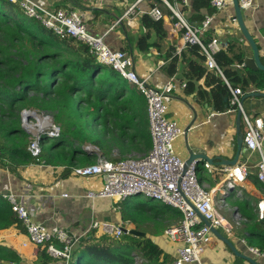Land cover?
<instances>
[{
    "label": "trees",
    "instance_id": "1",
    "mask_svg": "<svg viewBox=\"0 0 264 264\" xmlns=\"http://www.w3.org/2000/svg\"><path fill=\"white\" fill-rule=\"evenodd\" d=\"M199 2L201 7H212L209 0ZM142 25L147 34L138 39L137 48L149 52L155 46L150 42L149 31L154 30L164 39V23L147 14L142 17ZM201 42L205 46L210 43L209 40ZM245 59L244 50L234 43L215 55L232 88L254 86L264 91V71L244 67L247 73L244 75L235 68L236 64H245ZM181 61L187 64V95L197 93L199 104H209L219 112L233 109L229 100L224 101L230 98L229 87L220 75L206 67V56L200 45L188 43L181 57L172 58L170 75L176 74ZM203 78L211 88L209 92L198 85ZM31 109L52 113L55 123L64 127L58 138L41 135L42 151L37 157L29 150L31 135L22 123L23 111ZM48 138L54 143L45 147ZM149 139L147 102L138 86L113 68L100 64L84 43L61 39L39 21L26 17L20 7L0 0V165L12 173L31 164L64 167L63 178H69L74 168L97 162L100 155L96 150L87 149L88 144L106 156L111 145L134 149L144 145L149 149ZM199 170L200 167L198 173ZM257 184L264 187L259 181ZM138 197L145 200H136ZM120 204L123 221L133 224L136 230L146 231V237L136 241L116 240L91 233L75 247L72 261L75 259L76 264H172L173 257L152 236L162 234L167 221L177 224L181 212L143 196ZM236 206L248 222L244 237L249 245L264 251V219L258 220L246 199ZM151 223L158 228L149 231ZM13 226L23 225L11 203L0 195V231ZM51 262L53 259L43 247L37 264Z\"/></svg>",
    "mask_w": 264,
    "mask_h": 264
},
{
    "label": "crops",
    "instance_id": "2",
    "mask_svg": "<svg viewBox=\"0 0 264 264\" xmlns=\"http://www.w3.org/2000/svg\"><path fill=\"white\" fill-rule=\"evenodd\" d=\"M168 1L193 27L201 28L206 17H212L210 28L201 30L198 34L201 41L209 40L210 42L216 38L223 43L224 49L234 43L244 50L246 58L253 57L252 49L243 37L235 19L232 3L227 8L218 11L213 7H201L202 3L199 0H188L187 5L181 0ZM39 3L53 9H79L86 19L89 32L94 36L103 37L105 44L113 51H124L131 56L134 60L135 72L142 78H149V86L160 90L169 83L175 84L176 89L172 93L168 117L177 121L184 132L196 118L188 133L189 145L195 152L206 154L214 159V164L210 163L212 172L203 166L205 161H200L198 177L208 191L217 189L216 200L218 204H221V200L224 199L221 194L224 179L222 169L225 167L221 161L234 160L238 150L237 111L227 109L219 112L214 106L199 104L197 93L187 95L186 87H183L187 83L185 62L181 61L178 64L176 74H169L172 58L181 57L187 47V43L183 40L185 30L176 28L178 20L173 17L169 7L161 0H142L141 2L138 0H40ZM134 6L133 14L125 17V14ZM154 8H158L164 14L162 21L166 36L161 39L154 30H150V42L155 46H152L149 52H141L137 48V42L140 37L147 34V30L142 25V17ZM244 20L259 46L264 65V0H253V6L244 12ZM237 65L240 64H236L235 68L247 75L244 70L245 66L238 68ZM205 82L206 78H203L198 85L209 92L211 88L207 87ZM242 90L244 93L242 99L246 97L243 103L244 112L252 119L256 117L264 119V97L250 96L254 93L264 94V91H258L254 86ZM228 100L224 98L225 102ZM241 128L243 132L244 126L242 125ZM149 138L150 151L152 146L150 123ZM175 146L177 154L186 162L189 154L185 136H182ZM259 160V153L247 151L243 144L238 164L246 166L249 174L248 180L225 198L226 204H223L222 210V213L226 211L225 216L228 213L230 217L232 209V215L239 214L236 205L244 199L250 201V208L257 216V204L264 198V187L257 184L256 174ZM63 174H65L64 167L31 164L12 173L7 167L0 165V191L16 195L17 200L28 207L35 223L47 228L61 227L79 238L86 233L94 220L112 222L127 229H135L133 224L123 221L121 202L109 199L94 201L86 197L88 192L102 189L103 181L100 177H76L71 172L69 178H63ZM240 190L243 193L242 197L237 196ZM243 227H239L240 230H243ZM239 228L236 230L238 231ZM218 231L224 235L221 230ZM237 231L233 239L227 238L234 243L241 254L251 256L246 248L251 245L244 237L247 232L245 231L242 235ZM149 236L152 235L149 234ZM134 238L136 237L125 235L123 239L136 241L133 240ZM152 238L165 253L174 259L175 245L164 236V232ZM209 247L208 254L205 252L202 258L204 264H250L247 260L235 255L216 235ZM0 249H2L0 250V264H37L43 247L29 241L24 226H13L0 231ZM254 258L264 264L263 258ZM50 264L65 263L53 259Z\"/></svg>",
    "mask_w": 264,
    "mask_h": 264
},
{
    "label": "built area",
    "instance_id": "3",
    "mask_svg": "<svg viewBox=\"0 0 264 264\" xmlns=\"http://www.w3.org/2000/svg\"><path fill=\"white\" fill-rule=\"evenodd\" d=\"M161 1L169 7L173 17L178 20L176 28L185 30L183 35L185 43L200 45L206 56L207 68L220 75L229 87L230 106L242 113L244 147L247 151L257 152L260 155L256 175L258 181L264 185V119L261 117L252 119L244 112L243 90L232 88L224 77L215 60V55L225 47L223 43L215 38L207 46L202 44L198 34L201 30L210 28L212 17H206L201 28L193 27L168 0ZM181 1L188 4V0ZM209 1L218 11L232 3L231 0ZM8 2L20 7L26 17L39 21L61 39H75L87 45L90 53L100 64L113 68L125 80L138 86L146 99L152 139L150 151L139 158L129 157L118 161L99 156L95 164L74 168L73 176L100 177L103 181L100 191H90L86 197L94 201L109 199L119 203L132 197L143 196L179 210L182 214L180 221L164 230V236L175 245L172 264H204L202 258L214 237L211 228L221 230L226 237L233 239L236 229L241 227L242 220L246 221L240 216L237 217L238 213L234 214L235 221L228 220L222 214L226 204L225 198L247 182L249 174L246 166L237 164L222 169L224 179L221 194L224 199L218 204L215 196L217 189L208 191L199 180L198 168L201 162L193 161L186 167V162L176 152V142L184 136V129L177 121L168 117L172 93L176 89L175 84L169 83L160 90L149 86V78H142L135 72L134 60L131 56L124 51H113L105 44L103 37L94 36L89 32L86 19L77 8L53 9L36 0H8ZM239 5L246 11L253 6V0H239ZM134 9L135 6L125 14V17L133 14ZM148 15L156 21L164 19V14L158 8L152 9ZM244 66L245 64L237 65L238 68ZM183 87H186V84ZM24 119L31 118L23 114ZM43 119L50 124L48 118ZM37 121L39 123L38 119ZM49 127L50 130H45ZM35 128L29 127L35 131L29 150L34 157H37L42 151L41 135L58 138L61 131L53 124L43 127L38 124L37 129ZM40 131L42 133L37 136ZM87 149L90 150L88 147ZM203 166L212 172L210 163L204 162ZM0 195L11 203L13 212L27 231L29 241L37 246L46 247L52 259L63 261L65 264L72 261L75 247L88 234L95 233L101 238L116 240H122L126 235L122 225L97 220L92 221L81 238L61 227L47 228L32 220L28 207L19 202L16 195L2 191ZM242 195L241 190L237 192L238 197ZM257 216L259 221L264 219V198L257 204ZM205 221H208L210 226L206 225ZM246 248L253 256L264 259V251L252 246Z\"/></svg>",
    "mask_w": 264,
    "mask_h": 264
},
{
    "label": "water",
    "instance_id": "4",
    "mask_svg": "<svg viewBox=\"0 0 264 264\" xmlns=\"http://www.w3.org/2000/svg\"><path fill=\"white\" fill-rule=\"evenodd\" d=\"M231 1H232L234 11H235V19L239 25L241 33H242L243 37L245 38V40L248 42V44L251 47L252 52H253V57H251V58L249 57V58L245 59V67L250 69V70H254V71H258V70L264 71V65H263L262 60H261V54H260L259 46H258L254 36L250 33V31L248 30V28L245 24V20H244V12L245 11L240 8L239 0H231ZM250 96H252V97H264V94L254 93V94H251ZM245 98L246 97H244L242 99V105L244 103ZM23 114L27 118H35V119H37V117L40 116L37 112H33V111H26V112H23ZM241 119H242V113L239 110V111H237V123H236L237 124V144H238L237 154H236L234 160H232V161H223L222 160L221 164H223L224 166H235L239 162L240 154H241V151L243 149V132H242V128H241V126H242ZM195 121H196V118H195ZM195 121H193V123L190 124V126L187 127L185 132H184V136L186 139V148H187V151L189 154V158L187 159V161L185 163L186 167L188 165L192 164L193 161H199V162L205 161V162L214 164V159H211L206 154L195 152L189 145L188 133L191 130V128L193 127ZM205 224L210 226V223L208 221H205ZM123 231L126 235H130V236H133L136 238L146 237L145 232L139 231L136 229L123 228ZM211 232L214 235H216L223 243H225L235 255L247 260L250 264H261L259 261H257L254 258L255 256H253L249 252L248 253L251 256L241 254L237 250L234 243L232 241H230L229 238L222 235L218 230L211 228Z\"/></svg>",
    "mask_w": 264,
    "mask_h": 264
},
{
    "label": "rangeland",
    "instance_id": "5",
    "mask_svg": "<svg viewBox=\"0 0 264 264\" xmlns=\"http://www.w3.org/2000/svg\"><path fill=\"white\" fill-rule=\"evenodd\" d=\"M36 1H38V2H40V0H36ZM25 111H33V112H37L40 116H39V123H38V121H37V119H35V118H31V119H24L23 120V113H22V123H23V127H24V129L25 130H27L29 133H30V135H31V139L35 136V131L34 130H31V129H29V127L30 126H33V127H36L35 129H37V125L39 124V126L40 127H43V126H49L50 124H53V126H55V127H57L58 129H60V131H61V133L63 132V126L61 125V124H57V123H55V120H54V116H53V114L52 113H45V112H41V111H39V110H36V109H31V110H25ZM25 111H23V112H25ZM41 116H42V118H41ZM43 118H48L49 119V121H50V124H49V122L46 120V119H43ZM50 128L51 127H49V128H46L45 130H50ZM34 133H32V132ZM43 131V130H42ZM42 131H40V132H38V134H37V136H39L41 133H42ZM97 133H99L100 134V129L99 130H97ZM54 143V140L53 139H46L45 140V147H49L50 145H52ZM87 147L88 148H90V149H92V150H96V152L100 155V156H102V157H105L106 159H109V160H120V159H126V158H129V157H135V158H139V157H142V156H145L148 152H149V149L147 148H145L144 147V145H142V146H136V148L134 149V148H132L131 146H127V145H121V146H117V145H111V147L110 148H108V152H107V154H106V156H103L102 154V152L100 151V150H98L97 148H95L94 146H91V145H87ZM86 147V148H87ZM208 178V177H207ZM136 200H145V199H143L142 197H138V198H136ZM233 204V203H232ZM231 206H234V205H231ZM225 212L226 211H224L222 214L225 216ZM232 213H233V209H232V211L230 212V217H228V213H227V215L225 216L226 218H229V219H231L232 221H235V217H234V215H232ZM236 214V213H235ZM242 217L241 216V214L239 213L238 215H237V217ZM242 224H241V227H243L242 229L243 230H240V228H239V230L237 231V232H241V234L242 235H244V232L246 231V229H247V221H244V220H242V222H241ZM164 225L165 226H167V227H169V226H171L172 225V223L170 222V221H167V222H165L164 223ZM146 227H148V226H146ZM166 227V228H167ZM155 228H158L157 226H154V224L153 223H151L150 224V228H149V231H151V230H153V229H155ZM148 230V229H147ZM146 232V231H145ZM225 236V235H224ZM226 237V236H225ZM133 240H140V238L138 239H136V238H134ZM210 248V247H209ZM207 249L206 250V254H208V252H209V250L210 249ZM205 256V255H204ZM69 264H76V260L74 259L73 261H70V263Z\"/></svg>",
    "mask_w": 264,
    "mask_h": 264
},
{
    "label": "bare ground",
    "instance_id": "6",
    "mask_svg": "<svg viewBox=\"0 0 264 264\" xmlns=\"http://www.w3.org/2000/svg\"><path fill=\"white\" fill-rule=\"evenodd\" d=\"M37 119H39V117H37Z\"/></svg>",
    "mask_w": 264,
    "mask_h": 264
}]
</instances>
